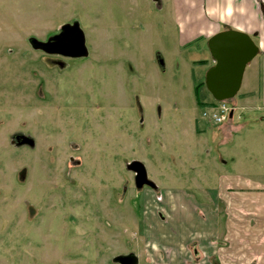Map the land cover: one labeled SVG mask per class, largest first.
Instances as JSON below:
<instances>
[{
    "label": "rangeland",
    "instance_id": "rangeland-1",
    "mask_svg": "<svg viewBox=\"0 0 264 264\" xmlns=\"http://www.w3.org/2000/svg\"><path fill=\"white\" fill-rule=\"evenodd\" d=\"M75 22L87 56L31 46L30 38L47 41ZM255 57L237 100L255 87ZM212 65L206 40L181 42L172 0H0V264L188 257L167 243L175 219L166 212L181 211L179 191L190 196L193 178L213 165L252 179L264 170L263 130L240 104L227 100L235 121H251L235 147L213 139L220 101L205 84ZM17 134L33 143L13 144ZM242 134L250 145L239 146ZM133 160L156 188L137 187Z\"/></svg>",
    "mask_w": 264,
    "mask_h": 264
},
{
    "label": "crops",
    "instance_id": "crops-1",
    "mask_svg": "<svg viewBox=\"0 0 264 264\" xmlns=\"http://www.w3.org/2000/svg\"><path fill=\"white\" fill-rule=\"evenodd\" d=\"M172 7L182 43L198 39L208 42L213 34L232 28L248 33L259 46L255 87L243 92L246 98H233L232 102L247 109L250 117L256 116L263 130L258 135L264 138V0H172ZM248 123L251 121L247 119L235 121L233 108L232 116L213 130V139L220 138L221 146L232 149L239 130ZM242 135L239 146L250 145ZM192 168L203 170L200 165ZM211 168V175L202 178L198 173L193 178L195 189L190 196L182 190L177 195L183 204L190 200L189 215L186 208L182 210L183 204L178 214L166 212L175 219L167 226V243H173L171 249L175 251L189 250L188 257L175 259L174 264H264V170L259 168L257 178L252 179L241 171H221L215 165ZM171 197L175 200V195Z\"/></svg>",
    "mask_w": 264,
    "mask_h": 264
},
{
    "label": "water",
    "instance_id": "water-1",
    "mask_svg": "<svg viewBox=\"0 0 264 264\" xmlns=\"http://www.w3.org/2000/svg\"><path fill=\"white\" fill-rule=\"evenodd\" d=\"M208 47L214 64L207 70L205 84L212 96L218 101L234 98L241 85L246 66L259 52V46L246 32L236 29H225L213 34L208 39ZM34 49H39L48 54L76 58L88 55L86 37L80 25L75 22L64 24L59 32L47 41L30 38ZM163 67V59L158 57ZM233 111L230 116H232ZM13 144L30 143L32 139L22 134H17L12 139ZM128 168L135 172V183L138 188L144 185L156 188L149 179L144 163L133 160ZM119 264H138L139 258L134 252L119 254L113 259Z\"/></svg>",
    "mask_w": 264,
    "mask_h": 264
},
{
    "label": "built area",
    "instance_id": "built-area-1",
    "mask_svg": "<svg viewBox=\"0 0 264 264\" xmlns=\"http://www.w3.org/2000/svg\"><path fill=\"white\" fill-rule=\"evenodd\" d=\"M217 106L218 110L213 113L212 118L216 123H222L230 118L233 107L229 106L227 101H220V104Z\"/></svg>",
    "mask_w": 264,
    "mask_h": 264
},
{
    "label": "trees",
    "instance_id": "trees-1",
    "mask_svg": "<svg viewBox=\"0 0 264 264\" xmlns=\"http://www.w3.org/2000/svg\"><path fill=\"white\" fill-rule=\"evenodd\" d=\"M231 101L233 100V98L232 99H230ZM227 101V100H226ZM229 101V100H228Z\"/></svg>",
    "mask_w": 264,
    "mask_h": 264
}]
</instances>
